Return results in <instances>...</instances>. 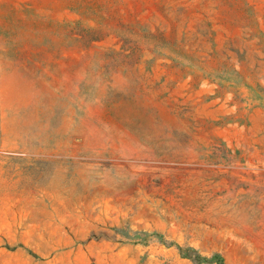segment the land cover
<instances>
[{
  "label": "rangeland",
  "instance_id": "374dc122",
  "mask_svg": "<svg viewBox=\"0 0 264 264\" xmlns=\"http://www.w3.org/2000/svg\"><path fill=\"white\" fill-rule=\"evenodd\" d=\"M0 264H264V0H0Z\"/></svg>",
  "mask_w": 264,
  "mask_h": 264
}]
</instances>
